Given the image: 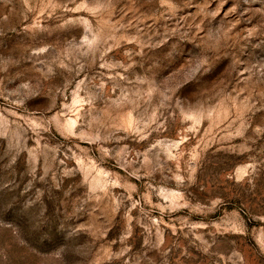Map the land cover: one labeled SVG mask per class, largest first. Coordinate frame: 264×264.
<instances>
[{"label":"rangeland","instance_id":"374dc122","mask_svg":"<svg viewBox=\"0 0 264 264\" xmlns=\"http://www.w3.org/2000/svg\"><path fill=\"white\" fill-rule=\"evenodd\" d=\"M0 264H264V0H0Z\"/></svg>","mask_w":264,"mask_h":264}]
</instances>
